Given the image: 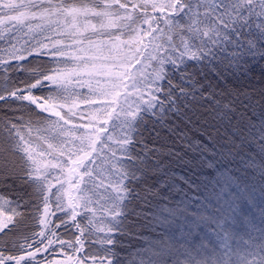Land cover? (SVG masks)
Returning a JSON list of instances; mask_svg holds the SVG:
<instances>
[{
    "label": "snow or ice",
    "instance_id": "1",
    "mask_svg": "<svg viewBox=\"0 0 264 264\" xmlns=\"http://www.w3.org/2000/svg\"><path fill=\"white\" fill-rule=\"evenodd\" d=\"M0 264H264V0H0Z\"/></svg>",
    "mask_w": 264,
    "mask_h": 264
},
{
    "label": "trees",
    "instance_id": "2",
    "mask_svg": "<svg viewBox=\"0 0 264 264\" xmlns=\"http://www.w3.org/2000/svg\"><path fill=\"white\" fill-rule=\"evenodd\" d=\"M258 76H259V69H256L255 70V75L253 76V79L257 78ZM149 127H151V125H149ZM158 130L160 131L161 137H166L168 135L166 130H164V129H158ZM209 131L213 132V134H214V130L213 129H210ZM220 132H221L222 136L226 135V133H225L223 128L220 129ZM154 135H155V133H153V132L145 131V136L148 138L149 146L153 145V138L152 137ZM203 139L205 140V142H207L208 138L204 137ZM217 140L219 141V144L225 143V141L223 139H220V137H217ZM156 143L158 144L159 142H156ZM219 144L217 146H219ZM208 146H209V148H211V144H209ZM246 151L254 152L255 148L252 147V148L246 149ZM208 155L211 156V153L209 152ZM217 159L219 161V157H217ZM227 166L231 167L232 165L228 164ZM217 167H219V163L217 164ZM175 172H176L177 176L182 174L181 169H179V168H176ZM215 175H216V172L214 170H212V169H208V168L205 167V169L203 170V176L208 178V179L213 178ZM177 182L181 183L180 181H177ZM184 187H186V186H184ZM142 235L145 236V237H148L150 239L151 238H155V234L151 233V232H149L147 230L142 231ZM120 239L122 240V242L124 244V248L119 249L121 251L122 255H124L126 253L130 254L131 252H134L138 247H140L144 243L142 240H137V239L129 240L128 238H125V237H121Z\"/></svg>",
    "mask_w": 264,
    "mask_h": 264
},
{
    "label": "rangeland",
    "instance_id": "3",
    "mask_svg": "<svg viewBox=\"0 0 264 264\" xmlns=\"http://www.w3.org/2000/svg\"><path fill=\"white\" fill-rule=\"evenodd\" d=\"M72 194H73V195H76V193H75V192H73Z\"/></svg>",
    "mask_w": 264,
    "mask_h": 264
}]
</instances>
